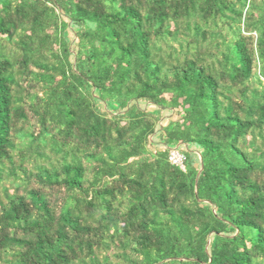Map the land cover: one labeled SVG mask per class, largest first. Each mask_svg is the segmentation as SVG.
Instances as JSON below:
<instances>
[{
  "label": "trees",
  "instance_id": "1",
  "mask_svg": "<svg viewBox=\"0 0 264 264\" xmlns=\"http://www.w3.org/2000/svg\"><path fill=\"white\" fill-rule=\"evenodd\" d=\"M0 264H264V0H0Z\"/></svg>",
  "mask_w": 264,
  "mask_h": 264
},
{
  "label": "built area",
  "instance_id": "2",
  "mask_svg": "<svg viewBox=\"0 0 264 264\" xmlns=\"http://www.w3.org/2000/svg\"><path fill=\"white\" fill-rule=\"evenodd\" d=\"M169 162L184 171L185 157L178 149H174L170 152Z\"/></svg>",
  "mask_w": 264,
  "mask_h": 264
},
{
  "label": "rangeland",
  "instance_id": "3",
  "mask_svg": "<svg viewBox=\"0 0 264 264\" xmlns=\"http://www.w3.org/2000/svg\"><path fill=\"white\" fill-rule=\"evenodd\" d=\"M180 147H181V146H180ZM173 150H174V149H173ZM178 150H179L180 152H182L181 149H178Z\"/></svg>",
  "mask_w": 264,
  "mask_h": 264
}]
</instances>
